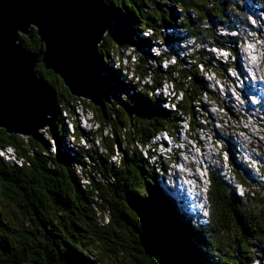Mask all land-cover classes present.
<instances>
[{"label":"trees","instance_id":"trees-1","mask_svg":"<svg viewBox=\"0 0 264 264\" xmlns=\"http://www.w3.org/2000/svg\"><path fill=\"white\" fill-rule=\"evenodd\" d=\"M107 1L113 5L115 29L99 46L105 110L72 97L61 80L38 63L35 73L49 91L53 129H46L43 144L0 129V147H11L24 160L17 167L0 157V264H250L264 257V184L253 189L235 171L231 158L234 175L248 193L237 196L218 170L210 168L208 218H192L160 187L168 154L146 149L160 131L175 138L181 115L190 118L191 132L200 126L192 105L203 91L209 92L200 71L222 74L230 67L214 63L206 48L233 46L235 54L236 39L216 29L233 32L238 25L236 33L244 35L242 28L248 23L239 0ZM250 8L264 12V0H252ZM166 30L175 33L164 35ZM145 32L152 35L145 37ZM187 41H192L187 46L191 55L176 54L174 65L161 70L162 58ZM20 42L41 59L44 48L33 27ZM158 43L173 52L148 53ZM193 45L202 47L194 50ZM131 49L136 61L128 68L140 79L150 75L152 86L125 83L120 58ZM112 60H118L120 69ZM164 79L183 91L176 112L148 96ZM75 104L91 112L98 126L87 134L99 139L98 146L91 142V150L66 144L65 134L70 135L61 113L67 111L78 123ZM74 122V136L81 138L85 134ZM104 130L111 137H104ZM49 140L55 142L56 152ZM117 147L122 156L115 166L109 158ZM153 155L158 159L151 161Z\"/></svg>","mask_w":264,"mask_h":264},{"label":"water","instance_id":"water-1","mask_svg":"<svg viewBox=\"0 0 264 264\" xmlns=\"http://www.w3.org/2000/svg\"><path fill=\"white\" fill-rule=\"evenodd\" d=\"M114 17L107 0H0V129L42 144L41 131L53 129L49 91L35 73L38 63L72 97L104 111L99 46L114 35ZM31 27L44 48L41 59L20 42Z\"/></svg>","mask_w":264,"mask_h":264},{"label":"built area","instance_id":"built-area-1","mask_svg":"<svg viewBox=\"0 0 264 264\" xmlns=\"http://www.w3.org/2000/svg\"><path fill=\"white\" fill-rule=\"evenodd\" d=\"M156 51H159L160 55H166V53H169L168 46L162 43L157 44ZM223 52L226 54L227 50H224ZM227 54L228 56L226 57L224 61L220 60V58L222 57H217L216 59L217 64L218 62L221 64H230V53H227ZM224 56L225 55L223 54V57ZM175 59L176 57L172 55L169 58L163 57L161 60V63L159 64L161 70L165 71L170 66L174 65ZM135 61H136V57L134 56V54H132L131 50L129 51L128 56H124L120 58L121 68H124V73H127V81L130 80L129 82L139 83L141 86H144V85L152 86V78L150 75H147L146 77H149L151 79V84L142 83L145 77L142 79L140 78L137 79V77L133 75V71H131L128 68L129 64L132 65L133 63H135ZM165 61H168L167 66L164 65ZM258 65L259 66L257 70L256 71L254 70L253 89H256L257 93H260V95L264 96V75L263 77L259 75V67H261V63L258 62ZM218 74L219 72L217 73L213 71V79L210 80V89H215L216 88L215 85H217L221 88L222 94L213 95L211 93L212 91H210V97L216 98V100H218L219 102V105L225 108V112H228V105H236V113H229V114L234 115V118L243 119V126H237V127L225 126L224 124L220 123L219 119L215 118V115H213V109H211V105H205V108L201 110L193 109L196 120L198 121L200 125L198 132L196 134L194 132H191L190 130V125H189L190 118L187 116H184V119H187V125H188V135L187 137H185V140H194V142H196V140L199 139V137L201 138L202 136H214V137H217V139H220V142L225 143L226 145V138H228L229 136L239 137L240 138V151L242 152V154H244V157L248 158V160L246 161V171L239 170L238 166L237 168H235V171L238 174H240L242 179H244L247 183H249V185L253 189L258 188L259 190L260 188L259 183H262V182L255 179L253 170L250 167H248V161L251 160L257 163L258 165H264V159H262L261 156L256 155L258 150L264 151V149L261 148V145H264V140L261 139V136H264V111H260L259 103L251 102V99H243L242 90L241 88H238L235 85L234 79L231 81H218ZM153 89L150 90L148 93V96L150 98L156 99V89H165V96H168L170 108H172L174 112L178 111L177 110L178 104L182 102L183 96H184L183 91L181 89L176 90V87L173 85V83L167 79H164L162 83L160 84V86H157ZM138 90L139 88H137V91ZM174 91H177V93H175ZM224 91H231V103H224ZM171 93H175V96L173 98H172ZM238 106L241 107L242 109L239 110ZM192 108H193V105H192ZM75 124H77L78 128L82 130L85 134L84 136H81V138L73 139L75 140V145L78 147L79 146L85 147V145H88V147H85V148L91 150L90 148H91L92 138H90V136H87L89 131H87V128H83V126H81V123H75ZM105 137H111V135H109L108 132H105ZM81 141H83V143H81ZM125 146L126 145H124L122 148L124 149ZM136 146H139V142L137 140L134 141V147L136 148ZM6 149H7L6 147L5 148L0 147V156L6 162L13 164L17 167H22L24 165V160L19 158L16 154H12V152L11 153L6 152ZM253 149H255V151H253ZM203 155L209 160L211 158L216 160V158H214V155H211V150H209L208 148L203 149ZM6 156L7 158H5ZM121 156H122L121 150L117 147L115 152L110 156L109 163L115 166L119 165ZM148 157H151V155H148ZM196 162H193L192 164L197 165ZM187 165H189V162L187 163ZM185 166L186 164H183V168ZM206 166L212 167V168H215L216 166H218L220 176L224 179V181H226V183H228L232 187L233 185H235L239 189V185L242 184L239 180H237L236 176H228L226 172H223L222 170H220L219 162L213 161L212 163H210V165H206ZM183 168L180 170L182 171ZM189 168H191V164L189 165ZM247 171H250L249 174ZM244 173L248 175H244ZM250 175H252V177ZM191 179L194 180V183L197 184L196 179H194L193 177H191ZM229 180H231L232 183H230ZM246 193H248V191L245 192L243 195L241 194H238V195L244 196Z\"/></svg>","mask_w":264,"mask_h":264},{"label":"bare ground","instance_id":"bare-ground-1","mask_svg":"<svg viewBox=\"0 0 264 264\" xmlns=\"http://www.w3.org/2000/svg\"><path fill=\"white\" fill-rule=\"evenodd\" d=\"M243 2L245 3L244 0H243ZM244 7H246V6H244ZM257 26L260 27L259 25H257ZM145 33H143V36H145V37L152 35V34L147 35ZM133 37H135V36L133 35ZM148 40H150L149 37H148ZM151 42L154 43L153 39L151 40ZM180 45L181 44H179V45H177L175 47L178 48V46H180ZM146 49H147V47L146 48H143L142 51H145ZM153 49L157 50V45H152L151 47H149L148 48V53H153V55L156 56V54L153 51ZM131 51L135 53V51L133 49H131ZM171 51H172L171 48L168 46V52L171 53ZM124 52H125V56H128L129 51H124ZM254 52H252L251 54H253ZM227 53H230V52L227 51ZM232 56L233 55L230 53V57L231 58H232ZM253 57L251 58V60L253 61L251 63V68L246 63V61H247L246 59L245 60L243 59L244 60L243 63L241 62L239 65H236L235 64V61H230V67L225 72H222V74H218V81H231L233 79L235 81V79H239V83L236 84V86L238 88H241L243 99H251V102H257V103H259L260 104V111H264V96L263 95H260V93L258 94L257 91L255 89H253V86H254L253 85L254 84V70L256 71V67L259 66V65L255 64V60H253L254 59ZM261 60L264 61V56H263V58L261 57ZM150 61L155 62L156 60H150ZM213 62L215 63L216 62V59ZM112 64H113V66L116 69H120V67H119L120 64L118 63V60L117 61L112 60ZM227 71H229V74L227 73ZM202 74H203V78H204L203 79V83L205 82L204 83L205 86H206V84L208 85L206 87L208 88V91L209 92L204 93V91H203V93H202V95H201V97L199 99V102H194L193 109L194 110H201V109L205 108V105H211V109H213V115H215V118L216 119H219L220 123H222V124H224L225 126H228V127L243 126V119L234 118V115L229 114V113H236V105H228V112H225V108L219 105L218 100H216V98H214V97H210V81L207 80L205 76H210L213 79V71H212V73H210L208 70H204L203 69L202 70ZM121 75L123 77L127 78V73L121 72ZM259 75H260V71H259ZM125 81H126L125 83L127 84V80H125ZM153 90H155V89H153ZM137 92L138 91L135 90V93H137ZM224 96L225 97H228L227 100L224 99V103H231V91H224ZM121 99H126V98H125V96L122 95V98ZM158 99H161L160 100V103L162 102L163 106L166 109L169 108V110H172V108H170L168 96H165V89H156V100L159 101ZM75 105H76V109H75V112H73L74 113L73 116L78 121V123H81V126H83V128H87V131H89V133H94V132L98 131L97 130L98 129L97 128L98 126L96 124H94V122L92 120L93 118H92L91 112H89L87 110H84V108L80 104H78V105L75 104ZM238 109L241 110L242 108L238 106ZM66 112H62L61 113V116L63 118V124H64L65 128L67 129V131H68V133L70 135V136H68V134H65V136H66V138H65L66 144L70 148L75 149V150L76 149L78 150L79 147L75 145V140H73V139H75V136H74L75 127L73 126V122L75 120L72 119V118H70ZM178 116H180V115H178ZM71 119L74 120V121H72ZM179 121H180L179 122V128H178V130H177V132L175 134V138L171 137L169 134H167V133H165L163 131H160V132L156 133L154 136L151 137V139L149 140V143L147 144L148 147H146V149L149 148V151H151L153 148H156L157 147L155 144H153V140H154V138H155L156 135L161 134V133H165L168 136V140L166 141V144L164 145V149H167L169 151L168 152H163L165 154H168L167 155L168 156L167 157L168 161H167V163L162 162L165 165V169L163 171L164 174H161L160 173L159 174V177H160V182L165 183L166 186H168L170 188H173V189H175V187H177L178 185H180V182L181 181H180V179L178 180V175L179 174H181L182 176H184L186 178V180L190 178L189 175H187L185 172H183V171L180 170V169L183 168V164L184 163H181L180 164V168L179 169L178 168L172 169V164H174V163L176 164L177 159H178L179 156L176 157L177 159L176 158H172L171 156L174 153H177V154L178 153H183V150L181 149V147H177L178 144H180L181 141H182V140H180L178 138L179 137V134H181V133L183 134V140H185V137H187V135H188L187 119H184V116L181 115ZM181 123H184V126H180ZM105 132H107V131H105ZM228 138L231 140V146L234 145V144L237 146V148L235 149V154L234 155H237L236 163H237L238 169L239 170H245L246 171V161L243 160L239 156L240 153L238 151V150H240V138L237 137V136H229ZM232 139H233V142H232ZM97 140L99 141V139H96V140L95 139H92V141H95V142ZM228 141L229 140L227 139L226 142H228ZM185 142L184 143L186 145L189 144L192 147V143L191 142H194V140H185ZM194 143L196 144V146H199L200 144H202L203 145V149H206V147H208V149H210V150L211 149L212 150L213 149L214 150H219L221 152V155L219 157H222L223 156L222 153H223V151L225 149L224 146H226L225 143H222L221 146L217 145L216 140H213V138H211L210 136H202L201 137V141H199V139H197L196 142H194ZM96 146H98V145H96ZM238 146H239V148H238ZM6 148H8V147H6ZM191 151L192 150L189 149L187 151V153L189 154V152H191ZM12 154H15L14 153V150L12 151ZM144 156H146L147 158H149L147 156V153H145ZM153 157H156V159H158V156H156V155H153ZM214 157H215V155H214ZM150 159H151V161H153L152 158H150ZM188 160H190V159H188ZM237 160H238V162H237ZM194 161L195 162L197 161L196 162L197 163V165H196L197 167H198V165L201 164V162H203V160H200L199 157H197ZM219 168L223 172H226V174H228V176H235L234 175L235 173L233 172L230 163L229 164H228V162H226V164L225 163H221V164H219ZM171 170H172V173L170 174V171ZM193 170H194V167H193ZM203 170H204V174H202L201 177H198L195 174L196 176H195L194 179L197 178V180L198 179L200 180V178L204 177L205 180H206L207 179L206 172H205V169H203ZM174 172H175V175H174ZM193 173H196V172L194 171ZM250 176L252 177V175H250ZM189 181H191V180H189ZM205 183H206V181H205ZM203 186H205V185H203ZM207 187H208V183L206 184V191H207ZM197 193H198L197 186L194 183H189V182L185 183V182H183V186H182V197L184 198V201L188 203L187 204V207L191 209L190 211L192 212L193 218H197V216H198V213H196L197 209L194 206L191 205V203L194 201V199H196L197 200V203L199 204L198 209L199 210H203V207L202 208L200 207L201 205L203 206L202 202L199 199L196 198L197 197ZM198 218H199V216H198Z\"/></svg>","mask_w":264,"mask_h":264},{"label":"rangeland","instance_id":"rangeland-1","mask_svg":"<svg viewBox=\"0 0 264 264\" xmlns=\"http://www.w3.org/2000/svg\"><path fill=\"white\" fill-rule=\"evenodd\" d=\"M249 2V3H248ZM251 0H248V1H245V4L248 6V7H244L243 5V0H239L238 1V5L241 7V9L243 10V12L240 10V13L243 14L242 18H244L246 21H247V17L246 15L249 14V17H248V21H249V24L252 28V31H250V29L248 28L246 30L247 32V36L249 35L250 39L247 40V38H243L242 39V42H240V45H236V52H235V55L232 56V58L230 57V61H235V64L236 65H239L241 62L243 63V61L250 56V54L252 53V51H256L258 52L257 54H251L253 55L254 57H256L259 61H255V64L258 65V62L261 63V67H259V71H260V75L263 77V74H264V61L261 60V57L263 58L264 56V27H258L257 25L261 24L264 26V22L261 21V16H264L262 14V12L259 14V15H256L258 12H260V10H253L251 9ZM250 5V6H249ZM250 9V10H249ZM253 13H256L254 14V17L256 16V20L252 21L251 19V14ZM237 27V25H235V28ZM245 30V29H244ZM216 31L218 32V34H220L221 36H226V33L224 32V30H222V28H217ZM167 34V35H170L173 33V31H164L163 34ZM175 33V31H174ZM164 34V35H165ZM176 36V35H175ZM256 45V47H255ZM198 47H202L200 45H197L195 47V49H197ZM208 50L206 48V52L208 53ZM183 52V49L181 46H179V49H177V55H181ZM209 52L212 54V56L217 59V57H222L220 58L221 61H224L226 59V57L228 56V54L224 53L223 51H218L216 49H210ZM223 54L225 55L223 57ZM244 59V60H243ZM165 65V64H164ZM185 67V66H184ZM263 67V68H262ZM186 68V67H185ZM258 66L256 67V70H257ZM161 69V68H160ZM199 70V67L197 68ZM227 73L229 74V71H227ZM207 80H211L212 77L210 76H205ZM216 83V82H214ZM239 83V79H235V85ZM213 84V83H212ZM215 85V84H214ZM254 85V84H253ZM216 88L215 89H210V91H212L211 93L213 95H221L222 94V90L219 86L215 85ZM176 90H180L178 88H176ZM256 90V89H255ZM175 93H177V91H174ZM135 93V91H134ZM175 93H171L172 94V98L175 96ZM259 94V93H258ZM124 96V95H123ZM229 96V95H228ZM228 97H225L224 96V99L227 100ZM169 109V108H168ZM180 126H184V123H181ZM96 128V127H95ZM94 129V128H93ZM198 129H199V126H197L196 130L194 131V133L196 134L198 132ZM92 130V129H91ZM46 129L42 130L41 131V134L43 136V139L46 140ZM105 131L103 132V136L105 137ZM211 138H213V140H216L217 142V145L221 146L222 145V142H220V139H217V137H214V136H210ZM181 141L180 144H178L177 147H181V149L183 150V153H174L171 157L172 158H176L177 156L178 159H177V162H176V165L177 167L176 168H180V164L181 163H184L186 164V166L183 168V172H185L187 175L195 178V176L197 175L198 177H201L202 174H204V170L205 169V172H206V176H208L207 174H209V168H212V167H207L206 165H210V163H212L213 161H217L219 162V164L221 163H225L228 162V164L230 163V159L234 158L233 159V165L234 167L237 168V163H236V159H237V155H234L235 154V149L237 148V146L235 145H232L231 146V140L229 138H226V140L228 139L229 141L226 142V146H224V151L222 153V157H219L221 155V152L219 150H212L211 149V155H215L214 158H216V160H214L213 158H211L210 160L206 157H204L203 155V145L200 144L199 146H196V144L194 142H191L192 143V147L191 145H186L185 141L183 140V134H179V137H178ZM168 140V136L165 134V133H161V134H158L155 136L154 140H153V144H155L157 147H156V151L159 152V153H163V152H168L169 150L167 149H164V145L166 144V141ZM199 141H201V138L199 137ZM98 140L95 142L96 145H98ZM183 142V143H182ZM185 142V143H184ZM230 142V143H229ZM232 142H233V139H232ZM53 143V144H52ZM228 143V144H227ZM49 145L51 146V150L56 152L57 151V147H56V144L54 141L52 140H49ZM194 145V146H193ZM201 146V147H200ZM200 147V148H199ZM208 148V147H206ZM239 148V146H238ZM191 149L192 151L189 152V154L187 153V151ZM210 150V149H209ZM238 150V149H237ZM239 151V156L247 161L248 158L244 157V154H242V152L240 150ZM263 150H258V152H262ZM142 154V153H141ZM142 157H143V154H142ZM199 157L200 160H203V162H201L200 165H198V167L196 165H194V170L189 168V165L192 164L193 162H195L194 160ZM181 158V159H180ZM190 159V160H188ZM186 161V162H185ZM235 161V162H234ZM189 162V165H187V163ZM238 162V160H237ZM175 164V163H174ZM231 165V164H230ZM206 166V168H205ZM225 167V166H224ZM230 167V166H229ZM216 171L218 170V166H216L215 168ZM196 172L194 173L193 175V172ZM172 173V170L170 171ZM250 172V171H248ZM196 174V175H195ZM249 174V173H248ZM246 173H244V175H248ZM174 175H175V172H174ZM181 180V182H189V180L191 181H194L192 180L191 178L187 179L184 177V176H181V174L178 175V180ZM197 179V178H196ZM208 179V178H207ZM205 180L204 177L200 178V181H202L201 185L197 187V191L200 192V197L202 198V201H203V204H204V207H203V210L200 211L201 213H199V215H201L202 217H206L207 214H205V211L206 210V202H205V192H206V184L208 183V180ZM199 180V179H198ZM206 181V183H205ZM180 182V185H178L177 187H179L180 189V193L179 194V197L181 198L182 197V183ZM196 186L197 184L194 183ZM205 185V186H203ZM233 185V184H232ZM181 187V188H180ZM234 189H235V192H236V195L239 196L238 194H240V190L238 189L237 186L233 185ZM255 188V187H254ZM257 191H258V188H255ZM174 194H175V190L173 189L172 191ZM204 196V197H203ZM194 202L196 203L195 199H194ZM194 206H197L199 207V204H196ZM196 207V208H197ZM197 213V212H196ZM187 214V213H186ZM190 217L193 218L192 215H190ZM205 223V222H204ZM251 264V263H250ZM256 264H264V257H260V259H257L256 260Z\"/></svg>","mask_w":264,"mask_h":264},{"label":"clouds","instance_id":"clouds-1","mask_svg":"<svg viewBox=\"0 0 264 264\" xmlns=\"http://www.w3.org/2000/svg\"><path fill=\"white\" fill-rule=\"evenodd\" d=\"M146 34L150 35L151 33H146ZM14 43L17 44L18 42L15 40ZM178 48H179V46H178ZM153 51L155 52V54L157 56L160 55L159 51H156L155 49H153ZM176 54H177V50H176ZM172 62H174V61H172ZM167 63H168V61H165V65L166 66H167ZM137 79H139V77H137ZM142 83L151 84V79L149 77H145V79L142 81ZM261 139L264 140V136H261ZM81 143H83V141H81ZM85 147H88V145H85ZM261 148L264 149V145H261ZM12 151H13V149L11 147H8L6 149V152H8V153H11ZM253 151H255V149H253ZM256 155L257 156H261V158L264 159V151L257 152ZM5 158H7V156ZM152 159L155 160L156 157H152ZM176 167H177L176 164H172V169H175ZM248 167H250L253 170L255 179H257L260 182L264 183V165H258L257 163L249 160L248 161ZM170 174H171V172H170ZM193 175H194V173H193ZM229 182L232 183L231 180H229ZM190 183H194V181H190ZM239 189H240V194L241 195H243L245 192L249 191V188L244 186V185H242V184L239 185ZM200 207L202 208L203 206L201 205ZM204 211H205V214H207V210H204ZM204 222L207 223V220H205Z\"/></svg>","mask_w":264,"mask_h":264}]
</instances>
